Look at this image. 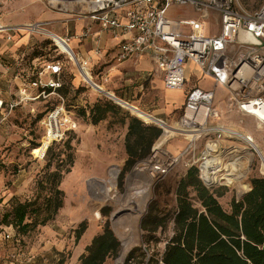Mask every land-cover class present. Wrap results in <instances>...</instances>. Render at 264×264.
<instances>
[{
	"label": "built area",
	"instance_id": "built-area-1",
	"mask_svg": "<svg viewBox=\"0 0 264 264\" xmlns=\"http://www.w3.org/2000/svg\"><path fill=\"white\" fill-rule=\"evenodd\" d=\"M53 11L65 12L68 7L84 6L82 18H89L100 30L119 39L114 62L150 56L166 90L184 92L180 118L169 125L159 119L152 124L161 129L162 135L154 144L151 154L136 164L145 176L156 183L162 181L175 165L184 158L188 171L195 168L201 183L209 190L219 188L233 190L258 164L260 178L264 179V153L253 137L237 130L232 122L237 116L239 124L250 119L255 128L264 130V0L255 10H247L240 0H44ZM178 5H190L200 16L215 14L219 18L217 36H203L200 24H194L192 32L183 36L178 24L167 19L168 9ZM65 6L67 8H62ZM64 11H63V10ZM71 14V12H70ZM74 16V15H72ZM48 23L34 22L21 26H8L0 22V35L10 38L16 34L43 37L50 41L54 56L44 58L42 66L23 83L17 93L19 99L9 103L0 98V109L7 116L23 103L44 101V115L39 120L46 137L52 135L48 147L65 131L75 127V115L68 109L63 97L57 94L61 87L60 76L66 60H70L83 83L96 91L100 84L94 82L90 69L91 60L79 59L69 46L71 37H62L49 30ZM91 28L76 40L88 38ZM58 42L66 46L60 48ZM100 55L101 50H95ZM64 56L54 60L55 56ZM192 65L198 72L196 82L189 83ZM107 73L100 76L108 80ZM204 81H209L206 86ZM222 86L226 92L227 116L215 107V92ZM29 90L34 91L33 94ZM49 99L55 103L50 104ZM33 112V111H32ZM34 113V112H33ZM175 128V129H174ZM169 130L174 137L187 142L180 156H172L163 149L169 140ZM200 143V150L197 148ZM198 144V145H197ZM47 147V148H48ZM46 148V150H47ZM187 160V161H186ZM249 188L243 190L248 193ZM243 195V194H242ZM3 201L0 196V202ZM4 204L5 202H1ZM6 229V228H5ZM4 239H10L8 235ZM20 252L9 255L11 264H23ZM126 256L116 263L123 264Z\"/></svg>",
	"mask_w": 264,
	"mask_h": 264
},
{
	"label": "rangeland",
	"instance_id": "rangeland-1",
	"mask_svg": "<svg viewBox=\"0 0 264 264\" xmlns=\"http://www.w3.org/2000/svg\"><path fill=\"white\" fill-rule=\"evenodd\" d=\"M240 1L247 10H255L263 0ZM84 9V6L68 7L65 9L67 12L65 13L50 10L44 0H0V22L4 25L13 26V24H18L14 22L15 20H21L25 22L17 25L21 26L43 20V15L46 13H55L64 20L59 21L56 18L55 22L51 21L54 30L63 35L69 31L68 35L72 37L74 36L72 33L74 32L75 21L83 19L79 15H82ZM170 14L175 18H182L184 23L192 16L189 9H175ZM198 22L202 32L205 29H208L211 34L215 32L216 26L213 25L211 15L208 18L200 16ZM44 42L46 44L42 45ZM35 48H37L35 54H40V49L45 50L44 48H46V53L52 49L50 41H46L43 37L36 40ZM4 63L5 66H8V63ZM64 65L67 67L68 74L70 72L76 76L75 78H79L78 71L70 60H66ZM193 71L198 75L196 69ZM92 73L94 82L100 84L102 91L96 92L83 83L81 79L79 82L76 81L75 85L79 89V94H75V87L73 90H68L64 100L68 109L75 115V127L65 131L62 138L56 140L53 151L46 154L45 157L46 148L52 135L49 134L46 137L45 128H40L37 120V116L44 115V101H39L33 106L35 108L34 113H28L19 107L13 111L12 115L8 116L5 111H0V196L3 200L1 202L24 203L38 199L41 204L44 198L50 195V186L41 185L44 179L57 167L61 169L62 173L65 170L70 171L68 174H64L59 186L64 195L63 207L53 220L45 226L37 225L34 229L30 228L20 241L15 240V232L11 228L0 227V264L13 263L9 259V255L16 251L22 255L21 260L24 258L23 264H60L61 260H63V264H74L78 254L77 245L74 243V230L82 221H86L88 226L92 228L91 233L96 229L95 227L102 230L105 222H108L109 228L120 241L119 254L121 253V238L116 232L114 221H110V215L124 208L126 212L119 215L116 220L125 218L126 214L130 212L128 211L129 206H124L127 204L125 200L129 198L130 194L141 193L142 189L139 187L145 182L143 177L147 176L144 172H140L138 177L132 178L131 176L128 178V173L124 178L122 187H119L118 177L126 159L124 138L127 125L118 122L117 119L110 118L93 125L90 121L89 109L97 101L107 100L120 107L123 112L137 118L128 107L117 104L116 99L136 107L152 119H159L174 126L180 118L182 105L179 109V105L168 99L165 94L166 89L162 88L160 83L157 85L151 82L148 76L145 77L149 78L147 91L140 93L132 91L129 94L128 89L133 87L134 82L128 84V82L125 83V79L109 78L108 73L106 74L108 80L102 82L99 75L96 76L94 72ZM190 82H194V77L190 79ZM123 84L128 85L124 87ZM122 94H126V100L122 99ZM175 95L179 97L180 101L184 100V92H178ZM11 97L13 98V96ZM48 102L50 104L55 103L52 99H49ZM226 104V92L222 86H219L215 92V107L225 113V116H227ZM167 109H170V113L165 114L163 110ZM83 111L85 116L81 114ZM231 117L232 122L227 118H224L222 122L233 123L237 130L251 135L260 151L264 153V130L255 128L254 122L250 119L239 124L237 116ZM140 121L143 124L153 126V121L149 123ZM167 140L169 141L164 144L163 149L172 156H180L187 144L185 139L170 135ZM200 147L199 143L197 153H199ZM184 162V158L181 159L162 181L155 183L151 188L148 203L136 224L137 242L131 246L123 264L126 263L130 255H133L134 259L130 264H139L138 257L145 262L148 259L159 258L162 253L165 243L172 235L173 214L176 208L175 189L179 180L187 172ZM135 167L136 165L133 169ZM245 177L243 181L237 183L233 190H228L223 197L218 199L225 211H229L233 199L240 200L242 198L241 195L245 194L243 190L251 189L250 180L252 178H260L256 161L253 163L250 173ZM107 190L116 191L120 199L118 198L112 203L100 204L97 197ZM1 202L0 217L8 209V205ZM151 208L159 215H166L167 219L164 231L158 230L155 234L147 236L141 229V223ZM106 209H109V215L104 217L103 212ZM122 219L120 222L124 224L123 221L125 220ZM41 220L42 218L39 219V222ZM31 221L32 219L26 220V223L29 224ZM6 235L10 239H4ZM118 256L107 260L105 264H119L116 263Z\"/></svg>",
	"mask_w": 264,
	"mask_h": 264
},
{
	"label": "trees",
	"instance_id": "trees-1",
	"mask_svg": "<svg viewBox=\"0 0 264 264\" xmlns=\"http://www.w3.org/2000/svg\"><path fill=\"white\" fill-rule=\"evenodd\" d=\"M47 43L49 45V42ZM45 44L46 42L42 45ZM53 50V47L49 49L48 54L44 55L45 58H48V55L54 56ZM63 58L62 55L55 56L54 60ZM48 59L51 61L52 58ZM74 79V75L70 72L68 74L67 67H64L60 76L62 85L57 89V94L64 98L68 90L75 89ZM75 94H79V89L76 88ZM81 114L85 116L84 111ZM42 116H37V120ZM89 117L93 125L109 118L127 125L124 138L126 159L118 177L121 188L125 176L137 163L151 154L152 147L161 137L162 131L154 125L143 124L140 121L142 119L130 116L107 100L97 101L89 109ZM55 142L47 148L44 157L53 151ZM69 172L65 170L62 173L57 167L44 179L41 185L50 186V195L46 196L41 204L38 199L24 203L6 201L8 209L0 217V227L11 228L15 232V240L20 241L30 228L45 226L53 220L63 207L64 195L59 186L64 174ZM250 185V191L240 200L233 199L229 211H225L218 199L228 190L207 189L201 183L198 171L195 168L189 169L175 189L176 208L171 237L165 243L159 258L144 262L138 257L139 264H264V179L252 178ZM108 215L109 209L104 210L103 216ZM40 218L42 220L39 222ZM29 219L32 221L27 224L26 220ZM166 219V215H159L151 208L141 223V229L147 236L155 234L158 230L164 231ZM87 230L86 221H82L74 230L76 245ZM120 246V241L109 228V223L105 222L101 232L85 247L75 264H105L107 260L118 256ZM132 260L133 255H130L125 264H130ZM63 263L61 260L60 264Z\"/></svg>",
	"mask_w": 264,
	"mask_h": 264
},
{
	"label": "crops",
	"instance_id": "crops-1",
	"mask_svg": "<svg viewBox=\"0 0 264 264\" xmlns=\"http://www.w3.org/2000/svg\"><path fill=\"white\" fill-rule=\"evenodd\" d=\"M175 9H189L192 13V16L184 23V20L182 18H175L170 14L171 11ZM166 17L171 22L178 24V32L183 36L189 35L192 32L193 25L199 23L198 20L200 19L199 13L190 5L173 6L168 9ZM56 18L59 19V21L64 20V18L60 17L58 14L56 15L55 13H46L45 15H43V20L33 21L31 23H48L50 24L48 28L51 32L56 33L62 37L69 36V31H66V33L63 35L57 33V31L54 30V25L51 21L55 22ZM211 18L213 25L216 26L215 32L211 34L208 29H205L204 32H202L200 29L199 31H201L200 33L203 36L214 37L217 36L220 32V23L218 16L215 14H211ZM14 22H17L18 24L13 25L25 23L21 20H15ZM88 28H91V33L88 38H85L83 40H76L74 38L75 36H79L80 34H82ZM59 32L61 33V31ZM72 34L74 36L71 37L72 40L70 42V47L79 59L91 60L89 66L91 71L94 72L96 76L101 75L102 73H108L109 78L112 77L118 80L125 79V83L128 82V84L129 82H131V84L132 82H134L133 87L130 86L131 88L128 89L129 94H131L132 91L134 93L147 91V81L149 78L151 82L156 83L157 85L160 83L162 88H164L160 79V75L158 74L156 66L152 62L150 56H143L139 59L129 60L119 65L116 64L113 60L116 53V48L119 43V39H114L110 33L101 31L99 25L92 22L89 18L76 20L74 24V32ZM38 39L39 36H30L26 34H16L10 38L0 35V98L3 100V102L9 103L12 101H17V99H19L17 93L18 89L22 86L23 83H27L30 78L32 79V75L42 66L44 58L46 57L44 55L48 53L45 52L46 48H44L45 50L40 49V54H38V56L35 54L37 53V51L35 52V49H37L35 48V43ZM97 49L101 50L100 55H95L94 52ZM41 54H43V56H41ZM4 62H6V64L8 63V66H5ZM188 68L192 73V77L195 74V71H193L195 68L192 65H189ZM147 76L149 78H145ZM198 76L199 75L197 74L193 76L194 82H196L195 78ZM74 77L76 76L74 75ZM193 77L191 79H193ZM76 81L79 82L80 77H77L73 80L74 86L76 85ZM119 84L122 86L121 82H119ZM128 84L123 85L125 87ZM204 84L207 86L209 84V81H204L203 85ZM124 92H126V90H124ZM178 92L179 91L166 90L165 94L168 96V99L171 100L174 104L179 105L180 109L181 105H183L181 103L184 102V100L180 101L179 97L175 95V93ZM29 93L33 94L34 91L29 90ZM148 95H150V93H148ZM11 96H13V98ZM122 96V99L126 100V94H122ZM36 104H38V102L23 103L20 105L19 109L28 111V113H33L35 112V108H33V106ZM169 110L170 109L163 110V112L165 114L170 113ZM0 111L5 110L0 109ZM12 113L10 115H12ZM95 228L96 229L91 233L92 228L88 226V230L77 244L76 247L78 254L75 257V263L77 262L78 257L84 252L85 247L96 235L101 232V230H99L97 227Z\"/></svg>",
	"mask_w": 264,
	"mask_h": 264
},
{
	"label": "bare ground",
	"instance_id": "bare-ground-1",
	"mask_svg": "<svg viewBox=\"0 0 264 264\" xmlns=\"http://www.w3.org/2000/svg\"><path fill=\"white\" fill-rule=\"evenodd\" d=\"M62 8L64 9L67 7L62 6ZM58 44L62 50L67 51V48L65 45H63L61 42H58ZM118 103L123 105V103H121V101L120 102L118 101ZM129 110L131 111V113L134 116L142 119L145 122L149 123L152 121V118L148 114L144 113L143 111L137 109L134 106H129ZM169 133H170V135H173L174 131L169 130ZM140 172L143 173V171H141L140 169L135 171L132 174V178L138 177ZM143 179L145 180V182H143L141 187H139V189H142L141 193L140 194H130L129 198L127 200H125L126 201L125 203H127V204H124V206L128 205L129 206L128 211H130L128 214H126L125 218H123V219L121 218L122 220H125V221H123V222H125L124 223L125 225L121 224V222H120L121 219L114 221V227L116 228V232L119 235V237L121 238V243H122V249H121V253H120V259L121 260L127 255L131 246L137 242V236L135 235L136 224L138 222L140 215L143 213V211H144V209L148 203L151 188L156 183L155 180H151L147 177H143ZM97 198H99L100 204L107 203V202L112 203V202H115V200H117L119 198V194L116 191L107 190V191H105V193L103 192L102 194L98 195ZM123 210H124V208H123Z\"/></svg>",
	"mask_w": 264,
	"mask_h": 264
},
{
	"label": "water",
	"instance_id": "water-1",
	"mask_svg": "<svg viewBox=\"0 0 264 264\" xmlns=\"http://www.w3.org/2000/svg\"><path fill=\"white\" fill-rule=\"evenodd\" d=\"M115 101H116L117 104H119V103H118L119 100H116V99H115ZM119 102H120V101H119ZM121 103H123V102H121ZM119 105H121V104H119ZM121 106H126V107H128V109H129V105L126 104V103H123V105H121ZM133 172H135V169H133V171H131V172L129 173L128 178H130V177L132 176ZM128 178H127V179H128ZM245 194H246V193H245ZM245 194L241 195V197H243ZM125 212H126V210H120L119 212L112 213V214L110 215V221H115V220L119 217V215H122V214L125 213ZM119 259H120V254H119ZM120 260H121V259H120Z\"/></svg>",
	"mask_w": 264,
	"mask_h": 264
}]
</instances>
